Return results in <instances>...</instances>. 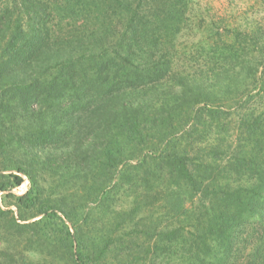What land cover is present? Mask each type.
Returning a JSON list of instances; mask_svg holds the SVG:
<instances>
[{
  "label": "trees",
  "instance_id": "trees-1",
  "mask_svg": "<svg viewBox=\"0 0 264 264\" xmlns=\"http://www.w3.org/2000/svg\"><path fill=\"white\" fill-rule=\"evenodd\" d=\"M167 1L0 0V192L21 184L20 173L30 181L20 196L7 192L17 215L0 206L4 252H41L50 241L49 253L62 255L51 264H102L108 237L84 229L94 203L139 181L145 198L164 202V225L150 213L144 248L159 247L162 264H264V110L230 114L232 135L221 118L220 131L201 129L229 115L214 98L238 82L230 67L210 83L171 66L166 40L182 11ZM247 68L245 79L254 77L258 67ZM111 206L100 204L97 217L110 232L121 216ZM253 220L242 257L235 232Z\"/></svg>",
  "mask_w": 264,
  "mask_h": 264
},
{
  "label": "rangeland",
  "instance_id": "rangeland-1",
  "mask_svg": "<svg viewBox=\"0 0 264 264\" xmlns=\"http://www.w3.org/2000/svg\"><path fill=\"white\" fill-rule=\"evenodd\" d=\"M178 4L182 11L180 29L172 40H166L168 42L166 46L172 54L171 66L189 69L192 74L208 77L210 83L213 81L214 73L220 74L224 68L230 67L238 83L233 82L228 92L218 93L214 98L215 104L223 105L220 108L225 109L229 115L217 112L213 120L206 119L208 121L201 129L205 128L212 133L220 131L215 123L221 118L225 128L221 132L226 133L227 136L232 135L235 129L228 124L230 114L247 107L255 108L257 111L264 110V86L261 87L264 82V58L257 56L258 50H263L264 53V0H180ZM249 66L258 68L254 77L245 79L253 72L248 71ZM240 82L249 83L240 85ZM20 175L21 184L10 188L9 191L0 192V206L2 209L12 210L14 216L17 215L14 198L7 196V192L13 196H20L30 188L28 177L21 173ZM46 180L41 182L43 196H48L52 192L47 188L49 186ZM137 184L140 182L127 184L123 181L121 187L116 184L119 188L112 187L110 191L104 192L101 201L97 205L94 203V209L91 210L94 215L96 214L92 218L96 219L95 222L92 221L93 225L83 226L86 231L97 234V237L100 236L98 233L101 231H104L102 235L105 238L108 237L109 245L104 254L106 262L103 261L102 264H150V259H153V264L163 262V253L159 247L153 250L152 254H147L144 248L150 241L146 231L151 220L148 218L150 213H153V223L164 225L166 212L162 213L160 210L164 202L162 199L158 203H153V197L145 198L142 194V185L139 187ZM108 196L110 203L106 200ZM135 196L140 197L139 204L133 202ZM100 204H111L114 212H121L119 220H111L115 225L111 228V232L106 231L101 219L97 218L102 217L98 212L101 208ZM133 210L135 213H131L130 220L123 223L122 218H125V213ZM25 215L30 217L28 221L38 219V216L31 217L28 211H25ZM168 215L171 224L178 219L172 217L173 213ZM141 216L144 219H141ZM108 221L110 220H106L105 223ZM255 222V220L250 221L238 227L235 232V248L242 250V257L251 249L253 241L250 231ZM24 238V234H21L17 241ZM49 242L43 241L45 249L41 252L30 251L20 245H14L8 252H4L0 239V264L7 263L8 258L21 261L29 256L34 257L35 264H51L55 254L58 257L62 255L49 253L48 249L53 250ZM58 257V262H64Z\"/></svg>",
  "mask_w": 264,
  "mask_h": 264
}]
</instances>
